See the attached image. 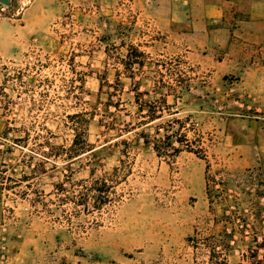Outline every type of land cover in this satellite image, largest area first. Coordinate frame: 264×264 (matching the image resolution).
<instances>
[{
	"label": "rangeland",
	"instance_id": "obj_1",
	"mask_svg": "<svg viewBox=\"0 0 264 264\" xmlns=\"http://www.w3.org/2000/svg\"><path fill=\"white\" fill-rule=\"evenodd\" d=\"M32 1L0 0V25L21 24ZM67 1L32 48L0 56L9 264L11 242L29 232L55 264H264V176L230 169L202 135L186 138L199 127L186 107L194 77L175 78L166 60L159 74L130 68L152 44L134 0ZM143 78H158L150 95Z\"/></svg>",
	"mask_w": 264,
	"mask_h": 264
},
{
	"label": "crops",
	"instance_id": "obj_2",
	"mask_svg": "<svg viewBox=\"0 0 264 264\" xmlns=\"http://www.w3.org/2000/svg\"><path fill=\"white\" fill-rule=\"evenodd\" d=\"M64 9L65 0H33L21 24L0 25V56L11 58L32 48L39 41L37 35L46 32ZM131 9L139 14L135 25L146 28L141 40H152V44L144 48L151 52L148 62L130 68L159 74L166 60L172 63L175 78L183 68L189 71L194 77L190 87L195 83L197 91L186 107L188 117L199 127L186 138L202 135L207 147L210 144V150L217 151L230 169H256L264 176V0H134ZM156 79H146L148 84L142 86L149 95L159 85ZM162 119L153 118L146 126ZM2 230L8 231L7 225H0ZM34 236L29 232L13 239L11 264H55L45 257V247L33 243ZM185 262L174 260V264Z\"/></svg>",
	"mask_w": 264,
	"mask_h": 264
},
{
	"label": "built area",
	"instance_id": "obj_3",
	"mask_svg": "<svg viewBox=\"0 0 264 264\" xmlns=\"http://www.w3.org/2000/svg\"><path fill=\"white\" fill-rule=\"evenodd\" d=\"M0 264H9V247L6 236L0 238Z\"/></svg>",
	"mask_w": 264,
	"mask_h": 264
},
{
	"label": "trees",
	"instance_id": "obj_4",
	"mask_svg": "<svg viewBox=\"0 0 264 264\" xmlns=\"http://www.w3.org/2000/svg\"><path fill=\"white\" fill-rule=\"evenodd\" d=\"M86 115V114H85ZM85 115H82V114H78V115H74V116H70V119L73 120V119H76V118H84ZM84 122L87 124L88 120H84ZM88 136V127L86 126L85 130H84V135L82 137V147H84V149L88 148L89 145H88V141H87V137ZM77 142V141H76ZM75 142V143H76ZM178 142H181L180 140H178ZM180 149H175V152L176 153H180ZM157 152L159 153V150H157ZM209 199L210 201H212V198H211V195L209 194Z\"/></svg>",
	"mask_w": 264,
	"mask_h": 264
},
{
	"label": "water",
	"instance_id": "obj_5",
	"mask_svg": "<svg viewBox=\"0 0 264 264\" xmlns=\"http://www.w3.org/2000/svg\"><path fill=\"white\" fill-rule=\"evenodd\" d=\"M1 1L4 2V3H6V4L9 3L8 0H1Z\"/></svg>",
	"mask_w": 264,
	"mask_h": 264
}]
</instances>
